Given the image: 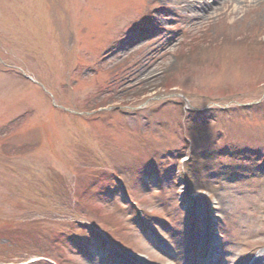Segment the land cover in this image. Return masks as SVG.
<instances>
[{
    "label": "rangeland",
    "instance_id": "obj_1",
    "mask_svg": "<svg viewBox=\"0 0 264 264\" xmlns=\"http://www.w3.org/2000/svg\"><path fill=\"white\" fill-rule=\"evenodd\" d=\"M171 93L203 108L194 144L237 157V186L211 173L212 196L191 193L199 228L173 202L169 153L194 118ZM263 93L264 0H0V264H264V101L218 106ZM108 167L136 218L92 196Z\"/></svg>",
    "mask_w": 264,
    "mask_h": 264
}]
</instances>
